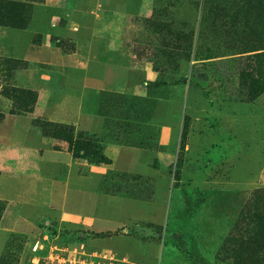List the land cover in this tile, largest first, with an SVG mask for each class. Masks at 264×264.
<instances>
[{
    "label": "rangeland",
    "instance_id": "374dc122",
    "mask_svg": "<svg viewBox=\"0 0 264 264\" xmlns=\"http://www.w3.org/2000/svg\"><path fill=\"white\" fill-rule=\"evenodd\" d=\"M13 1L30 9L0 24V171L56 159L40 119L110 160L63 148L65 203L0 174L23 201L0 198V264H236L234 225L264 187V93L241 77L256 51L248 21L218 11L231 0Z\"/></svg>",
    "mask_w": 264,
    "mask_h": 264
},
{
    "label": "trees",
    "instance_id": "16d2710c",
    "mask_svg": "<svg viewBox=\"0 0 264 264\" xmlns=\"http://www.w3.org/2000/svg\"><path fill=\"white\" fill-rule=\"evenodd\" d=\"M231 5L218 6L219 13L226 15L231 9L234 17L242 15L248 21L254 39L245 50L256 51L253 54L254 65L251 70L242 73L248 85L250 99L264 93V0H231ZM29 5L24 1L0 0V24L23 28L28 23ZM32 106L36 104L34 92ZM43 135L54 138L55 149L66 148L74 157L110 160L100 146L91 138L74 136V127L64 122L46 119L37 121ZM234 233L229 243L234 242L236 264H264V187L257 188L251 195L240 217L234 225ZM109 231L102 233V235Z\"/></svg>",
    "mask_w": 264,
    "mask_h": 264
},
{
    "label": "crops",
    "instance_id": "0c3cea01",
    "mask_svg": "<svg viewBox=\"0 0 264 264\" xmlns=\"http://www.w3.org/2000/svg\"><path fill=\"white\" fill-rule=\"evenodd\" d=\"M64 67V66H63ZM69 104L74 107L72 105L71 102H69ZM66 113L63 111V109L59 110V115L57 118H62V119H67V117L65 116ZM33 139H41V140H48L50 141V147L52 148L51 151H55V153L57 155H55V160L52 163H39V159L42 158V154L40 153L38 155V157L36 158V167H35V171L33 172H19V171H12V170H8V169H3L2 171H0V174L2 173H12V175H16L19 174V176H24L26 177L29 182L31 184L36 183V182H45L43 185V189L50 191L51 192V196L53 195H57L58 197V201L62 200L63 203H65V201H67L72 192H71V180H70V176L72 174L69 173V169H66V177H64L63 174H60V176L58 177L56 172L60 171V170H64L62 169L63 166H65L66 163H64V160L67 159L68 157V163L69 164H76V162L73 160V158L71 156H69L68 152H65L64 149H55L53 147V139L51 137L48 136H42V137H37V138H33ZM29 140H32V138H30ZM30 142V141H29ZM33 144V143H32ZM37 149H41V152H44L43 148H40L39 146H37ZM49 149V148H48ZM50 150V149H49ZM71 152V151H70ZM72 154V152H71ZM73 156V154H72ZM74 157V156H73ZM74 158H81V157H74ZM64 159V160H62ZM69 167V165H68ZM73 192L75 193L76 190H73ZM0 198L2 199H10V200H17V201H21V199L18 198H13V197H6L3 195H0ZM23 203V201H21ZM53 203L55 202H49V206H53ZM62 209V213H60L59 215L62 216L63 214H67L69 219L72 218V216H74V214L71 212L70 210L66 209V206L63 205L61 206ZM51 217V216H50ZM49 217V218H50Z\"/></svg>",
    "mask_w": 264,
    "mask_h": 264
}]
</instances>
